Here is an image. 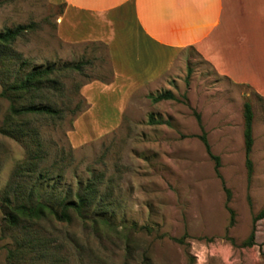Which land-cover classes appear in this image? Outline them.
Segmentation results:
<instances>
[{"label":"rangeland","instance_id":"374dc122","mask_svg":"<svg viewBox=\"0 0 264 264\" xmlns=\"http://www.w3.org/2000/svg\"><path fill=\"white\" fill-rule=\"evenodd\" d=\"M61 10L47 0H0V32L25 28L12 44L0 46V199L10 187L24 197L34 189V196L73 200L94 180L96 201L86 215L108 219L110 228L76 218L8 228L0 207V264H264V219L254 223L264 209V101L187 50L153 86L132 96L111 133L91 140L87 132L90 143L73 147L68 134L87 106L81 90L109 83L111 70L104 45L58 40ZM46 68L53 73L41 83L43 93L1 96ZM165 93L173 100L150 99ZM245 102L254 114L250 181ZM11 104L49 105L58 115L10 122ZM197 116L220 158L232 225L214 162L198 139ZM7 124L23 133H5ZM252 232L254 245L247 247Z\"/></svg>","mask_w":264,"mask_h":264},{"label":"crops","instance_id":"0c3cea01","mask_svg":"<svg viewBox=\"0 0 264 264\" xmlns=\"http://www.w3.org/2000/svg\"><path fill=\"white\" fill-rule=\"evenodd\" d=\"M47 1L62 7L58 40L104 45L111 70L109 83L81 90L87 106L68 134L73 147L90 143L87 132L91 140L111 133L132 96L153 86L187 50L264 101V0ZM106 120L116 122L108 127Z\"/></svg>","mask_w":264,"mask_h":264},{"label":"trees","instance_id":"16d2710c","mask_svg":"<svg viewBox=\"0 0 264 264\" xmlns=\"http://www.w3.org/2000/svg\"><path fill=\"white\" fill-rule=\"evenodd\" d=\"M61 13V12H60ZM25 28L22 26H17L14 29H5L0 32V46H8L12 44L23 32ZM93 44V43H91ZM53 73L51 68H46L44 70H36L29 73L24 79L15 84L7 87L1 94L3 97L9 96H18L21 98L23 95L36 96L45 89L41 88V83ZM153 103H158L161 101L173 100V97L169 93L161 94L156 97H150ZM82 113V112H81ZM80 113V114H81ZM79 114V115H80ZM58 115V112L49 105L45 106H20L17 107L14 104L10 105L9 108V120L20 119L24 120L32 116H41V117H53ZM78 115V116H79ZM77 116V117H78ZM243 119H244V159L245 167L247 171V179L250 181L253 164L251 161V153L253 148V119L254 114L252 106L250 103L245 102L243 105ZM197 122L199 124L201 134L198 136V139L201 141L204 146L207 156L214 162V172L216 177L221 181L222 188L226 193V208L229 211L231 224H233L234 213L228 207L230 202L231 194L230 191L225 187V184L220 175V158L215 156L211 152L209 142L207 140V135L201 125L200 117L197 116ZM151 124H158L151 121ZM8 129H5L4 132H17L18 134L23 133L21 126L17 128H9L11 125L7 124ZM17 129V130H15ZM39 159V158H38ZM36 165V164H35ZM96 182L93 180L89 182L80 192L75 195V198L68 199L63 198H42L37 195L34 196V189L26 196H21L16 192H12V188L9 187L6 192L3 193L1 197L0 207L3 214V222L8 228H18L24 223L40 221L47 219L50 221H57L63 223H70L72 218H76L81 222L90 221L95 225H102L107 228H110V223L108 219L100 217L99 215H92V217H87V210L96 201ZM35 197V198H34ZM264 219V209H262L258 215L254 218V223ZM145 230L148 233H151L149 228L145 227ZM175 242L181 243V239H173ZM254 245V233L252 232L250 238L248 239L245 246L250 247Z\"/></svg>","mask_w":264,"mask_h":264},{"label":"bare ground","instance_id":"6f19581e","mask_svg":"<svg viewBox=\"0 0 264 264\" xmlns=\"http://www.w3.org/2000/svg\"><path fill=\"white\" fill-rule=\"evenodd\" d=\"M152 26H153V25H152ZM152 26H151V27H152ZM257 42H258V41H257ZM241 44H242V43H241ZM240 46H242V45H240Z\"/></svg>","mask_w":264,"mask_h":264}]
</instances>
